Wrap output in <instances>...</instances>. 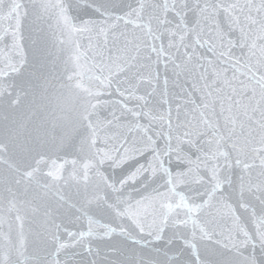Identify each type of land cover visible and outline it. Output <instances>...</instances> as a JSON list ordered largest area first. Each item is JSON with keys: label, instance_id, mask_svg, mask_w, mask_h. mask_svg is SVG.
I'll return each instance as SVG.
<instances>
[{"label": "snow or ice", "instance_id": "obj_1", "mask_svg": "<svg viewBox=\"0 0 264 264\" xmlns=\"http://www.w3.org/2000/svg\"><path fill=\"white\" fill-rule=\"evenodd\" d=\"M0 264H264V0H0Z\"/></svg>", "mask_w": 264, "mask_h": 264}]
</instances>
